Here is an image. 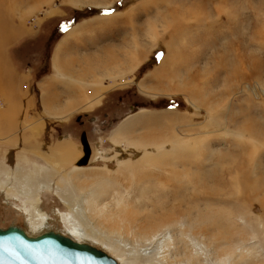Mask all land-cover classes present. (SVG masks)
Segmentation results:
<instances>
[{
  "label": "rangeland",
  "instance_id": "374dc122",
  "mask_svg": "<svg viewBox=\"0 0 264 264\" xmlns=\"http://www.w3.org/2000/svg\"><path fill=\"white\" fill-rule=\"evenodd\" d=\"M25 1L0 0V74L30 85L35 116L0 92V227L28 231L27 191L122 264H264V0Z\"/></svg>",
  "mask_w": 264,
  "mask_h": 264
},
{
  "label": "water",
  "instance_id": "95a60500",
  "mask_svg": "<svg viewBox=\"0 0 264 264\" xmlns=\"http://www.w3.org/2000/svg\"><path fill=\"white\" fill-rule=\"evenodd\" d=\"M81 142L84 155L78 166H87L92 156L86 132ZM0 264H120L105 250L87 242L75 241L61 231L51 229L30 235L24 227L11 224L0 227Z\"/></svg>",
  "mask_w": 264,
  "mask_h": 264
},
{
  "label": "bare ground",
  "instance_id": "6f19581e",
  "mask_svg": "<svg viewBox=\"0 0 264 264\" xmlns=\"http://www.w3.org/2000/svg\"><path fill=\"white\" fill-rule=\"evenodd\" d=\"M28 1L29 0H27L25 2L27 3ZM15 7H16V5H15ZM94 57H98V56H94ZM95 62L96 63H101V61L99 60V58H96ZM103 64L106 65V66L109 65L108 62H103ZM58 67H59V65H58ZM81 69H82V72H85L84 71L85 70L84 68H81ZM11 127H12L11 125H9V127L7 126V128H8L9 131H10ZM6 130L7 129H5V131ZM0 131H1V128H0ZM62 152H64V151H62ZM71 152L72 151L70 150L68 153H66V152L63 153V155L61 157V160L64 161L63 163H68L70 161V159H68V158H71ZM59 163L61 164V162H59ZM38 171L40 173L44 172L43 170L34 171L32 174L34 175V177L36 176V178H39V176H38L39 175V172ZM11 173H9L8 176H11ZM97 187H98V185H97ZM3 188H4V191L1 190V192H4L7 201L10 202V197L12 196V194H10V192H14L16 190H15V188L13 186H10V185H7V184H5V186H3ZM23 193H24L25 197H27V199H28L26 202H23V204L26 206V208H21L18 204H17V206L19 208L18 211L19 212H24L26 214V218L28 219V221H27L28 222L27 223V225H28V231L24 227L25 230L30 235L37 236V235H40L42 233H45V232H47V231H49L51 229H54V228H51L52 227V225H51L52 224V221H51L49 215L46 212H44V210L40 206L41 199L36 198V196L33 197V196L29 195L27 193V191H25ZM14 197H15V200H16L17 196H14ZM28 202H30L32 209H30V207H28ZM88 204L91 205L90 201H88ZM122 209L124 211L121 210V211L118 212V216L119 217L120 216H123V214H126L128 212L127 207H123ZM73 212H75L77 215H81L82 212H83V210L80 207L76 206L75 208H73ZM113 217H115V216H113ZM70 222H71V220H70ZM54 230H56V229H54ZM56 231H58V230H56ZM62 233H64L65 235L71 237L75 241H79V242H83V243L84 242L90 243V242H88L89 239L87 238V236L85 234H83V230L82 229H79L75 225H71L70 227H68V229L66 231H63ZM157 234L158 233L155 232V231L154 232H146L145 233V236L147 238L146 241H150L151 242L150 244H154L155 247L157 245L158 246V249L156 251L159 254H161L163 258L168 259L169 256H170V254L174 251L172 249V246L175 245V240L170 235L168 238H165V239H163V240L160 241V239H158V237H157L158 236ZM159 242H161V243H159ZM90 244L91 245H94L92 243H90ZM94 246H96V245H94ZM100 249H102V248H100ZM233 250H234V248L227 249L226 250V254H225V256H226L225 258H227V256H228V257H231L232 260H233V257H235V255H236L235 253H231ZM165 254L168 255V257ZM215 255L217 256V254H215ZM225 258L221 259V262H223ZM186 259H187V261H186L185 264H199L198 254H194L193 251H190L189 256ZM118 262H119V260H118ZM120 264H122V263H120ZM173 264H184V263H176V262H174ZM225 264H230V263L225 262Z\"/></svg>",
  "mask_w": 264,
  "mask_h": 264
},
{
  "label": "crops",
  "instance_id": "0c3cea01",
  "mask_svg": "<svg viewBox=\"0 0 264 264\" xmlns=\"http://www.w3.org/2000/svg\"><path fill=\"white\" fill-rule=\"evenodd\" d=\"M7 74H8L7 73V67H5L3 65V69H2V72L0 74V92L3 93V95L6 97L7 103L9 104V108H10L9 110H10L11 118L16 119V120L18 119L17 122L19 120H22L23 124H25L24 122L29 123L30 121H33L34 117H35L33 113H28V110L31 111L34 108V106H33L34 97H33L32 91H31L32 89L29 85L30 82H32V80H33V74L30 75V77H28V76L25 77V79L28 80V83H29L28 84L29 87H26V88H23L22 82L17 81L15 74H12V76H8ZM86 76H90V75H86ZM86 76H83V77H86ZM71 77L73 78V76H71ZM57 95L60 96L58 93H57ZM61 99L62 98L59 97L56 100H57V102H59ZM99 99H100V101L98 100L96 105H99V103H101V98H99ZM62 104L63 105L61 106V110H64L65 104L64 103H62ZM72 107H76V105H74ZM61 137L63 138L60 141L61 144L66 143L64 140H67L70 144V141H69L70 138H69L68 134H64ZM66 144H68V143H66ZM79 150H81V149H79ZM80 152L81 151H79V154L77 157V162L83 156V154H81Z\"/></svg>",
  "mask_w": 264,
  "mask_h": 264
},
{
  "label": "flooded vegetation",
  "instance_id": "af4514ba",
  "mask_svg": "<svg viewBox=\"0 0 264 264\" xmlns=\"http://www.w3.org/2000/svg\"><path fill=\"white\" fill-rule=\"evenodd\" d=\"M107 123L109 124V117H108V115L106 114L105 118L100 122V124H101L102 126H104V125H106Z\"/></svg>",
  "mask_w": 264,
  "mask_h": 264
},
{
  "label": "built area",
  "instance_id": "2783aa9c",
  "mask_svg": "<svg viewBox=\"0 0 264 264\" xmlns=\"http://www.w3.org/2000/svg\"><path fill=\"white\" fill-rule=\"evenodd\" d=\"M27 87V86H26Z\"/></svg>",
  "mask_w": 264,
  "mask_h": 264
}]
</instances>
